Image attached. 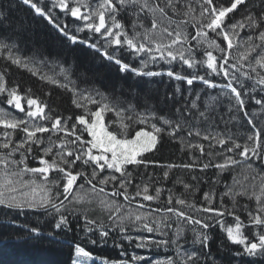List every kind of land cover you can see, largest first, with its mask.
<instances>
[{
  "label": "snow or ice",
  "instance_id": "6c2138e0",
  "mask_svg": "<svg viewBox=\"0 0 264 264\" xmlns=\"http://www.w3.org/2000/svg\"><path fill=\"white\" fill-rule=\"evenodd\" d=\"M22 2L71 44L92 49L109 63L117 65L121 73L148 77L167 75L177 81H186L189 86L199 81L208 88H219L220 95L230 101L228 112L231 115L225 121L223 116L216 114L219 96H210L201 104L199 93L194 99H187L182 96L180 88L157 101L168 109L163 115H158L154 106L137 111L129 102L126 108L121 107L109 102L98 91L95 95L77 91L75 82L61 67V75L67 83H60L47 74L39 78L71 92L72 104L82 109V114L54 116L51 114L53 109L46 111V102L28 95L31 89L21 94L19 86L7 87L4 74L0 73V96H6L2 103L24 114L21 117L0 107V208L19 210L17 215H25V221L20 223L18 219H10L8 211L0 212L5 221L0 222V233L14 226L27 239L47 238L66 247L71 264H86V261L95 264L99 258H94L86 250L84 242L105 244L111 231L118 229L124 233L126 225L131 223L144 232L163 237L141 238L137 247L171 246L174 251V256L157 260L155 264H208L211 253L205 249L211 237L207 230L219 225L228 241L242 246V252H235V256L253 257L255 259L250 264H264V231L259 230L264 229V128L258 126L264 117V96L257 98L255 95L257 91L264 93V0H227V3H221V0H50L47 10L43 0L39 3L34 0ZM241 5L244 6V15L236 20L230 14L239 11ZM57 8L65 16L82 22V26L75 27V33L87 31L90 35L82 38L74 34L53 11ZM244 30L246 34L242 36ZM16 49L14 41L9 43L7 37L0 36V57L26 68L33 76L39 75L38 69L20 57ZM125 52L131 57L127 62L121 58ZM137 60L139 66L134 67L132 62ZM161 61L168 65L177 62L193 70L203 68L205 75L196 71L183 75L171 67L166 72L145 70ZM213 75H222L226 83L218 84L207 78ZM70 84L73 87H69ZM245 97L259 105V110L250 114L245 108ZM22 101H26L27 108ZM146 103L149 102L146 100ZM89 105L96 107L93 109ZM108 113L114 118L106 122ZM239 113H243L252 129L243 144L230 132L215 130L217 119L227 128L229 122L240 119ZM69 121H72L70 127ZM138 125L141 127L137 128ZM200 125L206 127L202 129ZM17 132L23 134L18 140L15 139ZM46 133L47 137L44 136ZM60 133L64 135L59 136ZM53 134H57V139H53ZM164 136L179 142L182 151L187 147L198 149L201 156L207 155L209 162L200 166L201 171L214 167L222 173L243 165L252 172L244 175L243 181L234 176L233 184L226 185L227 190L219 195L215 207L217 194L214 190L203 193L205 203L197 205L194 201L174 197L168 189L167 207L140 211L150 205L137 201L138 197L144 202H159L163 189L156 187L153 195L150 183L145 182L135 184V191L130 192L133 187L130 166L147 169L149 165H156L168 170L196 167L195 163L160 165L147 160L146 154L155 152ZM193 136L209 142L207 153L204 144L188 139ZM217 145L222 151H212ZM33 146L42 155L34 154ZM216 156L223 157L222 162L213 163ZM29 157L37 160L39 166L30 167ZM256 161H259L258 165ZM168 175L169 171H164L165 179ZM176 183H182L185 190L192 187L180 179ZM93 197L106 212L109 224L89 218L86 212L77 214L78 210L69 208L70 204L96 203ZM121 197L123 201L119 199ZM225 197L231 201V207L225 204ZM237 197L255 201L253 210H249L247 204L242 205L248 215L247 224L236 214L235 210L240 207ZM134 201L137 203L135 210L131 208ZM25 210H35L42 215L33 221ZM161 211L165 214L163 217L152 219L153 212ZM225 215L234 218V226L227 225L223 219ZM174 225L175 230L169 237L165 229H172ZM249 225L256 229L251 233V239L243 231ZM189 226L193 236L191 249L184 247L189 243L185 236ZM97 235L98 240L92 238ZM196 245L200 247L196 248ZM132 259L144 260L148 264L142 256H133ZM101 264L128 262L102 259Z\"/></svg>",
  "mask_w": 264,
  "mask_h": 264
},
{
  "label": "trees",
  "instance_id": "16d2710c",
  "mask_svg": "<svg viewBox=\"0 0 264 264\" xmlns=\"http://www.w3.org/2000/svg\"><path fill=\"white\" fill-rule=\"evenodd\" d=\"M39 3V0H34ZM221 3H227V0H221ZM43 6L47 8L50 6V0H43ZM244 6H240V10L230 14L234 19H241ZM83 10V9H82ZM61 21L68 24L70 30L85 38L90 34L85 31L83 33H75L76 26H82L81 21H76L75 18L65 16L58 8L53 9ZM256 11V9H253ZM0 36L7 37L8 42H15L17 45V54L23 59L27 60L32 67L38 69L39 75L33 76L26 68L18 67L11 64L10 61L4 60L0 57V73L4 74L7 82V87L12 88L19 86L18 90L21 94L27 93L28 89L31 92L33 98L38 97L41 101L47 103L49 109L54 111L52 115H60L67 117L69 115L75 117L77 114H82V109H78L72 104L73 94L63 88L58 87L56 84L49 83L40 79V75L47 74L50 77L55 78L60 83H67L64 76L61 75V67L67 70L69 79L74 81V87L77 91H83L95 95L96 92L103 93L109 102L115 103L121 107H127L128 103H132L136 106L137 111H143L146 107L154 106L157 109L158 115L165 114L168 109L165 108L163 103H157L162 100L165 95H171L177 88H180L181 94L184 98L194 99L196 93L200 94V103L203 104L210 96H219V103L216 104V114L223 116L227 121L231 113L228 112L229 99L226 96L220 95L219 88H208L202 82L195 81L193 85H187L186 81H177L169 78L167 75L163 76H135L131 72L121 73L118 70V66L109 63L103 59L99 54L92 49L87 48L84 45L71 44L63 35H61L56 28L50 25L43 17H40L34 13V11L28 6L23 4L22 0H0ZM233 21H229L231 23ZM191 31V29H190ZM246 30L241 32V35H245ZM103 43V41H101ZM112 51V49H109ZM220 55L219 53H214ZM126 62L131 60L128 53H124L121 57ZM133 66H139V61H133ZM174 71L181 72L183 75H188L193 71L198 72L199 75H205L203 68H197L195 70L187 68L186 65L174 62L172 65L160 62L158 64L150 65L146 71H163L166 72L169 68ZM183 69V71H181ZM208 79L213 80L218 84L226 83L223 76H210ZM250 83V82H249ZM73 87V85H69ZM180 95V94H178ZM257 98L264 96V93L255 94ZM99 99V96L96 97ZM6 99V96H0V107H4L8 111L15 115L23 116V113H18L14 108H9L6 103H2ZM146 100L149 103H146ZM246 110L251 114L253 111H258L260 106L256 105L253 100L245 97ZM89 107L95 109V105H89ZM240 119L238 121H231L225 127V123L217 119L218 127L216 131L222 133L228 131L234 135V138L241 144H243L252 129L247 124L246 119L243 117V113H239ZM114 118L112 113H108L105 117L106 122L108 119ZM72 121H69V127ZM258 126L264 128V117L258 122ZM141 127L140 125L137 128ZM202 129L206 125H200ZM2 131V129H0ZM23 134L17 132L15 139H20ZM47 133L44 134L47 137ZM63 136V133L58 134ZM86 135V134H85ZM53 139H57V134H53ZM71 139V137H69ZM191 142L202 143L205 145V153L209 151L208 141L200 140L198 137H189ZM181 144L173 141L167 136H164L162 143L157 146V150L152 153L146 154V159L150 161L158 162L160 165L166 164H196V167L192 169L188 168H173L168 170L156 165H149L147 169L144 166L136 167L130 166L129 170L133 173V187L129 189L130 192L135 191V184H143L145 182L150 183L151 194H155V188L160 187L163 189L160 201L144 202L141 198H137V201L150 205L152 208H164L167 207L166 200L168 197V189H171L174 197H181L189 202H196L197 205L204 204L203 193L209 190H214L216 195V201L213 206H217L219 203V195L227 190L226 185L233 184V177L243 181L244 175L250 174L251 169L245 168L243 165L235 166L227 171L220 172L214 167L201 171L200 166L203 163L209 162L207 155L201 156L198 149L181 150ZM34 154L42 155L38 153L33 146ZM55 151V149H54ZM212 151L220 152L222 149L219 145ZM227 155H233L227 153ZM194 158H196L194 160ZM237 159H241L239 156ZM223 157L216 156L212 162H222ZM28 164L30 167L39 166L38 161L29 157ZM259 161H256V165ZM90 171V169H88ZM169 171L168 178L163 176L164 171ZM106 174V173H105ZM149 176L151 180L149 181ZM195 176L197 179H193ZM180 179L184 183L191 185L192 187L185 190L182 183H176ZM247 183V182H245ZM88 186L85 185V188ZM238 187V186H237ZM123 201V198H119ZM238 207L235 211L236 214L241 217L244 223L248 221L247 212L243 209L242 205L247 204L249 210L255 208V201L248 200L247 197H237ZM135 202V201H134ZM225 204L231 207V201L225 197ZM66 204L68 202H65ZM136 203V202H135ZM72 206L70 209L78 210L77 214L87 213V216L98 221H102L105 224H109L110 221L106 218L102 212L95 211L91 205L87 206ZM8 211L10 213V219H18L20 223L25 221V215H17L19 210H5L0 208V212ZM127 211V209L125 210ZM163 212V211H161ZM26 215L34 221L36 216L42 215V213L35 210H25ZM123 214V213H121ZM165 214L153 212L152 219H159ZM169 216L171 214H168ZM200 215H205L201 213ZM225 217H232L225 215ZM0 222H5L3 217H0ZM228 226H234V220H226ZM83 221H81V225ZM199 227V226H197ZM127 230L121 233L118 229L111 231L107 242L105 244L91 245L86 241L84 246L87 251H90L95 260V264H101L102 259L109 261L125 260L128 264H145L144 260L135 261L133 256L145 257L148 264H155V261L167 260L170 256H174V251L171 246L165 248L161 246L157 248L150 246L148 248H139L137 244L141 238L150 237L152 239H161L163 237L156 233H147L138 228L137 225L128 223L126 225ZM175 230V225L172 229H165L168 231L169 237ZM245 232L252 233L256 229L244 228ZM264 231V229H259ZM211 239L209 240L208 248L205 251L211 253V258L208 264H250L255 258L235 256L234 253L238 251V246L232 244L227 240L226 233L217 225L214 229L207 230ZM83 234V233H82ZM185 236L189 243L184 244L185 248L191 249V240L193 238L190 226L186 227ZM130 237L131 239H126ZM93 239H99L98 235L93 236ZM183 243V241H181ZM116 245H121L117 247ZM199 248V245L195 246ZM123 253V254H122ZM92 263V261H91ZM0 264H71V258L69 250L62 246L50 242L47 238L40 239H27L23 233L19 232L14 226L8 227L4 232L0 233Z\"/></svg>",
  "mask_w": 264,
  "mask_h": 264
},
{
  "label": "rangeland",
  "instance_id": "374dc122",
  "mask_svg": "<svg viewBox=\"0 0 264 264\" xmlns=\"http://www.w3.org/2000/svg\"><path fill=\"white\" fill-rule=\"evenodd\" d=\"M93 199H96L97 202H96V203H93V204H88V203L72 204V206L78 207V206H85L86 204H88L87 206L91 205V206L93 207L94 210L96 209L95 211L98 210L99 212H102L103 215H106V212H105L104 210H102V209L98 206V199L95 198V197H93ZM131 208H133V207H131ZM133 210H135V209H133ZM140 211H142V210H140ZM86 264H92V263H91V261H86Z\"/></svg>",
  "mask_w": 264,
  "mask_h": 264
}]
</instances>
